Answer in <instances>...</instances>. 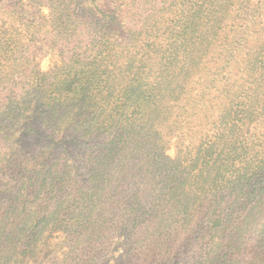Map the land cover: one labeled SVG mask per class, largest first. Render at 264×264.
<instances>
[{"label": "trees", "instance_id": "16d2710c", "mask_svg": "<svg viewBox=\"0 0 264 264\" xmlns=\"http://www.w3.org/2000/svg\"><path fill=\"white\" fill-rule=\"evenodd\" d=\"M31 1L0 7V264L54 232L264 264V0Z\"/></svg>", "mask_w": 264, "mask_h": 264}, {"label": "rangeland", "instance_id": "374dc122", "mask_svg": "<svg viewBox=\"0 0 264 264\" xmlns=\"http://www.w3.org/2000/svg\"><path fill=\"white\" fill-rule=\"evenodd\" d=\"M0 1V7H8L10 5V8L13 9L23 4L22 12L27 10L30 15L39 14L42 18L45 16L47 18L50 12L48 6H43L39 11V6L35 7L31 0ZM3 18L5 16L0 12V24ZM37 53L40 69L43 71L49 70L53 61L56 60V57L52 54L48 46H39ZM167 153L172 157L175 156L176 149L174 143L170 145ZM113 228L114 225L110 223L107 230ZM141 246L142 243H134L132 246L124 243V239L120 238L114 232L109 235L104 234V238L96 237L94 240L85 239L83 242L66 240L62 232H54L48 239V243L43 246L44 250L37 262L33 261L32 258H26L25 261L26 264H138V262H141L138 256H133L131 259L127 258V256L128 253L135 254L136 251L139 254L142 253L141 250L144 248ZM21 263L22 261L18 264Z\"/></svg>", "mask_w": 264, "mask_h": 264}]
</instances>
